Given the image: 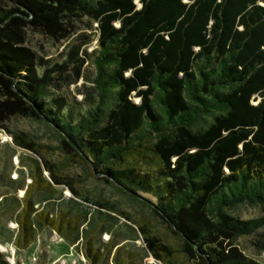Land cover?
I'll use <instances>...</instances> for the list:
<instances>
[{
	"label": "trees",
	"instance_id": "1",
	"mask_svg": "<svg viewBox=\"0 0 264 264\" xmlns=\"http://www.w3.org/2000/svg\"><path fill=\"white\" fill-rule=\"evenodd\" d=\"M3 1L9 7L0 6V22L19 1L35 19L72 11L75 26L86 30L76 31L63 63L19 45L11 23L0 32L1 83L28 115L69 142L68 161L102 174L172 226L194 264H264L238 243L257 233L249 242L264 251L257 232L264 215L235 214L264 207V0ZM93 39L97 46L87 50ZM88 61L93 90L77 99L69 87ZM64 168L35 165L20 198L18 247L33 240L31 216L60 237L78 232L76 217L36 210L30 199L33 191L53 192L43 170L75 192ZM143 240L161 257L154 237ZM85 249L91 264L102 260L91 241ZM0 264L9 263L0 256Z\"/></svg>",
	"mask_w": 264,
	"mask_h": 264
},
{
	"label": "rangeland",
	"instance_id": "2",
	"mask_svg": "<svg viewBox=\"0 0 264 264\" xmlns=\"http://www.w3.org/2000/svg\"><path fill=\"white\" fill-rule=\"evenodd\" d=\"M0 6L9 7L3 0ZM10 6L18 10L0 22V32L11 23L8 32L19 33L23 39L19 45L54 63L66 60L76 31H86L81 24L75 26L78 22L72 11L35 19L33 14H23L26 10L19 1ZM96 46L93 39L86 47L92 50ZM83 74L75 86L69 87L77 99L92 93L94 67L91 61L85 64ZM16 136L22 143L30 144L32 150L22 147L21 140H15ZM68 144L66 139L62 143L59 141L54 128L28 115L0 81V256L3 260L9 264H91L85 249L89 240L102 257L98 264H115V257L122 259V264H194V260L182 251L172 226L119 191L117 185L106 182L102 174L89 175L77 162L68 161ZM45 161L65 166L62 173L70 176L75 192L52 183L49 173L43 170L41 177L49 182L53 192H31L33 206L49 214L62 212L67 217H76L78 232L70 233L69 239L60 237L58 232L39 228L31 216L34 236L24 249L17 246L21 238L17 225L20 198L31 181L35 165L41 166ZM235 214L241 219L255 218L264 215V207L245 205L237 208ZM257 232L264 234V226ZM146 235L155 238L161 257L147 250L143 240ZM258 236L255 233L239 238L238 243L246 255L264 261V251L258 254L257 248L249 242Z\"/></svg>",
	"mask_w": 264,
	"mask_h": 264
},
{
	"label": "water",
	"instance_id": "3",
	"mask_svg": "<svg viewBox=\"0 0 264 264\" xmlns=\"http://www.w3.org/2000/svg\"><path fill=\"white\" fill-rule=\"evenodd\" d=\"M47 126L54 128V126L52 124H50L48 121L46 122V120H42ZM55 129V128H54Z\"/></svg>",
	"mask_w": 264,
	"mask_h": 264
}]
</instances>
